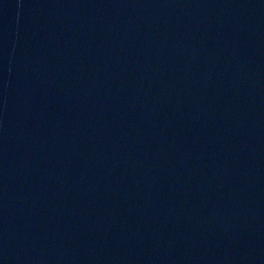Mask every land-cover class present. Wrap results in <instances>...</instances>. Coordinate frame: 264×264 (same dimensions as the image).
<instances>
[{
    "label": "water",
    "instance_id": "95a60500",
    "mask_svg": "<svg viewBox=\"0 0 264 264\" xmlns=\"http://www.w3.org/2000/svg\"><path fill=\"white\" fill-rule=\"evenodd\" d=\"M0 264H264V0H0Z\"/></svg>",
    "mask_w": 264,
    "mask_h": 264
}]
</instances>
